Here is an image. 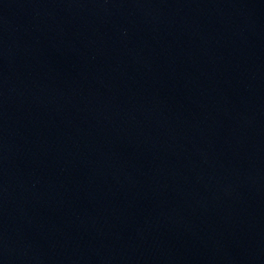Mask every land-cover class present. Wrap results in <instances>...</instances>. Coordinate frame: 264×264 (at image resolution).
<instances>
[{
    "label": "water",
    "instance_id": "obj_1",
    "mask_svg": "<svg viewBox=\"0 0 264 264\" xmlns=\"http://www.w3.org/2000/svg\"><path fill=\"white\" fill-rule=\"evenodd\" d=\"M0 264H264V0H0Z\"/></svg>",
    "mask_w": 264,
    "mask_h": 264
}]
</instances>
